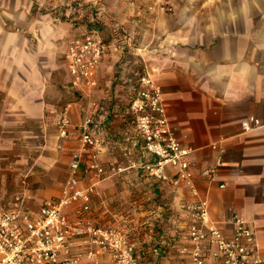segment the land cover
I'll use <instances>...</instances> for the list:
<instances>
[{"label":"crops","instance_id":"crops-1","mask_svg":"<svg viewBox=\"0 0 264 264\" xmlns=\"http://www.w3.org/2000/svg\"><path fill=\"white\" fill-rule=\"evenodd\" d=\"M141 1L146 18L140 26L143 65L161 91V106L174 135L190 149L193 185L177 177L170 164L162 168L163 177H146L144 170L135 179L94 177L89 217L100 226L133 231L139 246L151 243L168 249L159 264H193L186 207L205 200L207 225L227 237L233 234V214L249 222L264 261V0ZM127 8L123 22L133 9ZM5 20L8 32L0 33V154L2 147L43 134L57 139L52 141L57 151L65 147L55 126L61 113L51 109L47 115L54 106L48 103V93L61 89L66 75L68 86L88 96L68 70L67 47L75 38L69 32L62 44L59 37L57 41L58 25L37 28L40 24L28 17ZM104 56L93 93L111 74L113 59L110 53ZM82 105L76 101L67 108L75 136L82 132ZM211 168H216L214 177L204 174ZM51 197L37 206L27 194L22 199L37 211ZM133 202L136 209H130ZM17 203H0V213ZM132 211L137 220H129ZM110 257L105 253L102 261ZM207 264L223 263L210 256Z\"/></svg>","mask_w":264,"mask_h":264},{"label":"rangeland","instance_id":"rangeland-1","mask_svg":"<svg viewBox=\"0 0 264 264\" xmlns=\"http://www.w3.org/2000/svg\"><path fill=\"white\" fill-rule=\"evenodd\" d=\"M174 1L177 4L183 2ZM141 2V0H0L1 34L8 32L5 19L14 16L32 18L34 22L40 24L35 26L37 28L44 27V23L58 25L57 41L59 37L62 44L69 32L72 37L78 38L91 30H96L105 46V54L110 53L113 59L110 63L111 74L107 78H102V85L97 93L82 95L76 88L68 86L66 75L62 76L64 86L58 90L52 89L48 93V103L54 106L46 110L47 115H50L51 109L57 110L60 114L65 108H69V103L82 101L84 115L92 118L91 129L95 131L98 143L95 149L86 147L81 167L82 176L88 182L91 177L140 178L143 170L145 176L149 178L158 174L163 177L165 174L162 169L158 171L157 167L162 157L149 149L147 134L141 127L145 116L158 117L151 106V96L143 95L150 87L143 84L142 77H149L152 81L153 77L143 65L140 50L142 43L140 26L146 19L140 8ZM127 6L133 9L128 21L123 22L121 18L128 11ZM162 12H168V9H163ZM61 50L62 45L58 46L57 52L60 66L63 58ZM105 58L104 56L102 66ZM83 122L84 118L82 124ZM50 123L54 126L53 121ZM55 124L59 131V121L56 120ZM71 124L63 137L65 147L57 151L52 144V141L57 139L44 134L26 138L24 144L1 148L2 205L17 203L24 194H27L32 206H37L44 199L61 191L62 184L69 176L72 152L82 146V132L75 136ZM75 130H79V127ZM59 134L61 135L60 131ZM92 162H97L103 168L101 174L89 170V164ZM132 193L135 194V191ZM130 209H136V202L130 205ZM134 211L130 213L129 220H137ZM129 224L135 225V221ZM110 227L126 233L129 244L133 246V255L138 258L140 264H159L160 259L162 261L168 256V249L153 248L151 243L150 245L145 243L144 247L139 246L136 236L131 234L133 231L127 233L119 227Z\"/></svg>","mask_w":264,"mask_h":264},{"label":"built area","instance_id":"built-area-1","mask_svg":"<svg viewBox=\"0 0 264 264\" xmlns=\"http://www.w3.org/2000/svg\"><path fill=\"white\" fill-rule=\"evenodd\" d=\"M105 54V46L96 30L75 38L67 47L68 70L73 83L91 95ZM150 87L146 97L158 117L145 116L141 125L147 134L149 149L162 157L158 171L170 164L179 178L193 185V172L188 159L190 149L184 147L172 131L164 108L161 91L151 78L142 77ZM67 108L60 114L59 131L62 136L71 124ZM92 118L87 115L82 124V146L72 152L69 176L58 195L44 201L37 211L31 210L21 199L17 205L0 213V264H140L133 255L126 233L110 226H99L89 217L91 198L96 185L94 177L84 184L81 167L86 147L95 149L98 139L91 129ZM219 160L217 166L220 165ZM89 170L103 172L96 162ZM216 168L204 174L214 177ZM92 181V182H91ZM191 224L189 237L193 244V264H207L208 258L220 259L223 264H264L257 235L249 222L233 214L229 222L234 230L231 237L214 226L207 225L208 204L200 200L188 207ZM110 260L102 261L103 254Z\"/></svg>","mask_w":264,"mask_h":264}]
</instances>
